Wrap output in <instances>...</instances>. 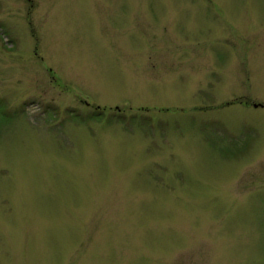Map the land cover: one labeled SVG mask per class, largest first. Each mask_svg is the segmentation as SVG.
I'll list each match as a JSON object with an SVG mask.
<instances>
[{"label": "rangeland", "instance_id": "374dc122", "mask_svg": "<svg viewBox=\"0 0 264 264\" xmlns=\"http://www.w3.org/2000/svg\"><path fill=\"white\" fill-rule=\"evenodd\" d=\"M264 0H0V264H264Z\"/></svg>", "mask_w": 264, "mask_h": 264}, {"label": "water", "instance_id": "95a60500", "mask_svg": "<svg viewBox=\"0 0 264 264\" xmlns=\"http://www.w3.org/2000/svg\"><path fill=\"white\" fill-rule=\"evenodd\" d=\"M255 107H257V106H255Z\"/></svg>", "mask_w": 264, "mask_h": 264}]
</instances>
